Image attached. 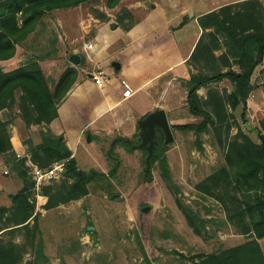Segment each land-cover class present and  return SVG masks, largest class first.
<instances>
[{"label":"trees","instance_id":"16d2710c","mask_svg":"<svg viewBox=\"0 0 264 264\" xmlns=\"http://www.w3.org/2000/svg\"><path fill=\"white\" fill-rule=\"evenodd\" d=\"M85 1L88 0H0V59L14 56L17 44L37 29L48 11ZM119 1L107 0V4L112 7ZM99 15L105 17L106 12L101 11ZM136 20L122 23V26L128 29ZM199 20L203 32L188 59L190 75L185 79L187 100L196 118L175 122L173 126L192 129L198 135L213 128L225 150V160L196 186L222 202L227 218L247 238L225 248L194 253L189 256L191 262L186 264H264V250L259 241L264 236V117L258 126L259 141L239 124L237 131L232 132L234 110L240 103L247 107L248 97L254 88L252 75L264 60V4L261 0L228 3L202 14ZM217 49L223 51L216 54ZM78 75V68L68 65L53 84L39 56L34 53L11 69L0 66V155L23 179V186L9 194L11 204L0 205V264H20L25 253L32 249H36L39 255H45L34 181L28 171L26 157L18 155L11 139L10 126L17 117L26 128L35 124L47 126L41 130L39 141L30 137L23 140L35 162L46 167L56 160H66L63 179L49 181L42 186L41 192L47 198L44 207L51 208L87 194L89 183L105 174L96 168L80 167L64 135L49 127ZM225 78L231 81V90H222L214 85ZM202 86L208 88L206 95L199 91ZM242 115H245V110ZM133 143L130 136L117 135L111 141L107 154L110 158L116 156L118 144L133 149ZM166 147L164 132L158 127L157 146L150 163L146 162L141 204L146 203L149 188L156 190L152 172L156 159H159L164 174L169 176ZM179 203L196 231L201 232L195 221L197 216L181 201ZM135 213L139 224L137 235L151 245L145 213L140 208H136ZM9 232H21L23 240L17 241L12 236L6 238ZM144 250L147 264H152L145 247ZM31 263L32 259L27 260V264Z\"/></svg>","mask_w":264,"mask_h":264},{"label":"rangeland","instance_id":"374dc122","mask_svg":"<svg viewBox=\"0 0 264 264\" xmlns=\"http://www.w3.org/2000/svg\"><path fill=\"white\" fill-rule=\"evenodd\" d=\"M128 1H119V5L109 7L107 0H88L48 11L37 29L17 44L15 55L0 59V66L11 69L34 53L39 56L53 84L68 65L76 66L85 77L89 73L92 75L94 71L104 68L94 63L92 53L93 42L97 41L96 36L102 23L116 20L122 26V23L136 20L143 13L138 9L130 16L131 12L125 4ZM101 11L106 12L105 17L99 15ZM83 44L85 49H76ZM73 52L80 55L77 63L71 60ZM186 78L185 75H176L168 82L161 102L155 107L167 110L174 139L165 142L169 176L164 174L159 159H156L152 169L156 190L152 187L148 189L146 203L141 204L144 199L142 183L147 168V150L139 146L140 126L132 130L130 135L134 140V148L118 144L115 148L116 156L111 158L107 151L114 137L105 138L104 131L101 136H92V132L86 131L82 140L75 144L77 162L84 169L96 168L105 171V174L89 183L87 194L51 208L43 206L46 195L33 187L39 211L42 251L45 255H39L36 249H32L25 253L20 264H27L29 259H32L31 264H147L144 247L152 264H186L191 262L189 256L194 253L210 252L246 240V235L227 218L222 202L196 186L225 160V150L213 128L198 135L192 129L173 126L175 122L196 118L187 100ZM214 85L222 90L232 87L231 81L226 78ZM207 89L203 88L201 94L206 95ZM153 97L143 90L119 106L125 120L123 126L129 122L134 124L132 119L126 117L128 106L134 110L150 107ZM254 99L257 100L254 106L248 104L245 108L241 105L234 110L232 132L237 131L239 124L259 141L258 126L264 117V93ZM68 104L69 100L63 105V113L70 118L73 114L67 110ZM76 105L86 110L85 116L91 118V112L81 100H76ZM243 110L245 115H242ZM17 119L19 117L14 123ZM73 119L72 124H75L78 118ZM19 126L23 139L30 137L33 141H39L41 130L47 128L44 124L26 128L22 122ZM15 173L18 174L16 170ZM63 177L51 181H60ZM179 201L197 216L195 221L201 232L196 231ZM147 205H150V209L145 211ZM136 208L145 213L151 245L144 241V237L137 235L139 224ZM90 225L95 228H89ZM5 236H12L17 241L23 240L21 232H9Z\"/></svg>","mask_w":264,"mask_h":264},{"label":"crops","instance_id":"0c3cea01","mask_svg":"<svg viewBox=\"0 0 264 264\" xmlns=\"http://www.w3.org/2000/svg\"><path fill=\"white\" fill-rule=\"evenodd\" d=\"M237 1L242 0H130L125 3L132 14L138 9L143 13L128 29L116 20H111L108 24L102 23L96 36L97 41L93 42L94 63L104 67L109 80L104 85H99L90 73L86 77L79 73L77 80L59 104L58 116L50 123L52 130L64 135L74 156L76 145L86 131L92 132V136H101L106 132L103 136L108 139L118 134L130 136L132 130L139 126V119L161 102L168 82L176 75H190L191 65L188 59L203 32L199 17L222 5ZM261 1L264 4V0ZM116 5H119V2ZM76 49L82 51L85 46L83 44ZM222 51L223 49H217L215 53ZM114 60L120 61L119 69L112 64ZM122 79H127L132 85V95L124 96ZM252 82L254 88L250 92L247 105L254 106L257 101L254 97L264 93V60L254 70ZM203 88L206 86L199 88L200 93ZM143 90L151 98L153 94L158 96L153 97L150 107L134 110L128 106L125 110L126 117L132 119L134 124L129 122L127 126H123L125 120L119 106ZM78 99L87 110L89 109L91 118L85 116L86 110L76 105ZM68 100L67 110L73 117L78 118L75 124H72L73 117L69 118L63 113V105H66ZM241 105L244 107V104L240 103L237 108ZM21 122L19 117L16 123H11V139L15 150L24 153L27 148L19 132ZM22 186L23 179L12 170L4 156L0 155V205H10L9 194ZM259 241L264 250V236L260 237Z\"/></svg>","mask_w":264,"mask_h":264},{"label":"water","instance_id":"95a60500","mask_svg":"<svg viewBox=\"0 0 264 264\" xmlns=\"http://www.w3.org/2000/svg\"><path fill=\"white\" fill-rule=\"evenodd\" d=\"M116 24L117 23L115 22L114 26H116ZM70 57L71 60L76 63L80 61V55L76 52H73ZM112 64L116 69L121 67V63L118 60H114ZM138 123L141 128V140L139 142V146L146 148V160L147 164H149L158 143V127L163 129L165 134V142L168 143L174 139L172 124L168 117L167 110L163 107H158L149 111L139 119ZM144 209L145 211H148L150 209V205L145 206ZM89 228L95 227L94 225H90Z\"/></svg>","mask_w":264,"mask_h":264},{"label":"built area","instance_id":"2783aa9c","mask_svg":"<svg viewBox=\"0 0 264 264\" xmlns=\"http://www.w3.org/2000/svg\"><path fill=\"white\" fill-rule=\"evenodd\" d=\"M92 46V43H89ZM92 77L96 83L99 85H104L107 80H109V76L107 75L104 69H100L98 71H94L92 73ZM122 83L124 85L123 94L125 97L130 96L134 93V89L130 82L127 79H122ZM264 112V109H263ZM19 156L26 157V164L28 166V171L31 174V177L34 181V188L37 190H41L42 186L54 179H58L64 175L66 170V160H56L49 166H41L37 162L32 159V156L29 152L20 153Z\"/></svg>","mask_w":264,"mask_h":264}]
</instances>
